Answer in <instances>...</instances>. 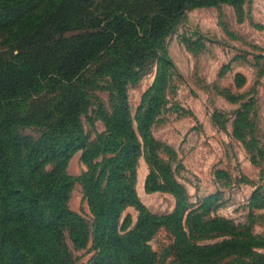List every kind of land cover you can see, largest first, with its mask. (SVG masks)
Segmentation results:
<instances>
[{
    "label": "trees",
    "instance_id": "trees-1",
    "mask_svg": "<svg viewBox=\"0 0 264 264\" xmlns=\"http://www.w3.org/2000/svg\"><path fill=\"white\" fill-rule=\"evenodd\" d=\"M242 1L148 0L156 6L150 11L144 0H0V264H74L72 250L89 243L95 252L88 264H159L169 255L168 264H221L226 257L225 264H264V253L253 250L264 248V236L253 235L251 225L209 215L217 195L191 209L185 187L161 156L169 149L150 132L172 78L180 77L163 38L181 20L185 3ZM154 64L134 128L127 90ZM251 105L241 103L234 123L242 141L238 124L250 123ZM97 121L104 130L91 138ZM27 128L37 135L24 134ZM79 150L86 170L72 177L66 168ZM141 156L149 167L145 191L172 194V212L152 214L141 203L135 191ZM75 182L91 221L68 207ZM128 206L138 211L137 221L121 232ZM161 228L173 244L158 258L147 241ZM217 235L229 238L195 244Z\"/></svg>",
    "mask_w": 264,
    "mask_h": 264
},
{
    "label": "rangeland",
    "instance_id": "rangeland-1",
    "mask_svg": "<svg viewBox=\"0 0 264 264\" xmlns=\"http://www.w3.org/2000/svg\"><path fill=\"white\" fill-rule=\"evenodd\" d=\"M143 6H149L150 11L156 9L148 0H144ZM186 7L187 3L181 20L163 38L165 51L180 77L172 78L173 89L150 127L151 135L169 149L170 153L161 156L185 187L191 209H197L208 196L217 195L209 211L212 218L227 219L234 225H251L253 235L264 236V0H243L237 6L222 2ZM156 70L154 64L127 90L134 128L137 108L143 93L153 84ZM96 93L107 101L106 92ZM227 94L235 100H228ZM247 102L252 103L248 110L250 123L238 124L245 139L242 141L233 130L238 113L243 110L241 103ZM95 127L96 131L90 132L91 138L95 132L104 130L101 121ZM23 133L37 135L30 128ZM81 156L79 150L71 157L66 168L68 175L78 177L86 170ZM148 173L149 167L141 156L135 180L141 203L152 214L172 212L175 205L172 194L145 191ZM68 207L91 221L79 182L71 189ZM137 216L138 211L128 206L120 219L121 232L132 229ZM211 236L195 244L205 247L229 238ZM147 244L160 258L164 249L173 244V237L161 228ZM253 250L264 253V248ZM94 252L90 243L83 249H73L74 264H88ZM172 260L169 255L159 264ZM228 261L226 257L221 264Z\"/></svg>",
    "mask_w": 264,
    "mask_h": 264
}]
</instances>
